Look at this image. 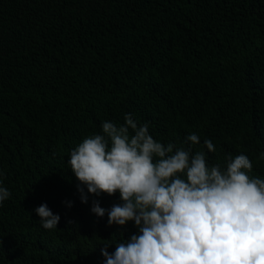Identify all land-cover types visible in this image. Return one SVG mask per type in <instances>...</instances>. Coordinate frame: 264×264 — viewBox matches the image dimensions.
<instances>
[{
	"label": "trees",
	"instance_id": "trees-1",
	"mask_svg": "<svg viewBox=\"0 0 264 264\" xmlns=\"http://www.w3.org/2000/svg\"><path fill=\"white\" fill-rule=\"evenodd\" d=\"M128 113L165 145L197 134L210 166L243 153L264 179V0H0V264H104V244L136 233L90 211L118 193L81 203L67 163Z\"/></svg>",
	"mask_w": 264,
	"mask_h": 264
},
{
	"label": "clouds",
	"instance_id": "clouds-1",
	"mask_svg": "<svg viewBox=\"0 0 264 264\" xmlns=\"http://www.w3.org/2000/svg\"><path fill=\"white\" fill-rule=\"evenodd\" d=\"M101 127L67 163L81 203L119 194L120 202L108 209L93 200L92 214L106 215L109 226L132 222L137 230L104 244V264H264V179L249 175L247 155L227 154L223 166H210L205 152H191L200 143L197 134L185 138L188 148L165 145L132 113L122 125L105 121ZM204 147L216 150L208 139ZM9 196L0 186V203ZM34 211L44 229L57 228L60 216L47 205Z\"/></svg>",
	"mask_w": 264,
	"mask_h": 264
}]
</instances>
